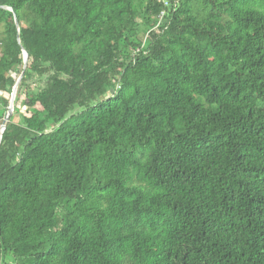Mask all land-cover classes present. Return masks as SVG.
Listing matches in <instances>:
<instances>
[{
	"label": "trees",
	"instance_id": "16d2710c",
	"mask_svg": "<svg viewBox=\"0 0 264 264\" xmlns=\"http://www.w3.org/2000/svg\"><path fill=\"white\" fill-rule=\"evenodd\" d=\"M0 23V124L24 71L0 264H264V0H0Z\"/></svg>",
	"mask_w": 264,
	"mask_h": 264
},
{
	"label": "water",
	"instance_id": "95a60500",
	"mask_svg": "<svg viewBox=\"0 0 264 264\" xmlns=\"http://www.w3.org/2000/svg\"><path fill=\"white\" fill-rule=\"evenodd\" d=\"M2 7L12 10L11 7H9V6L2 5ZM13 19H14L15 25L18 26V20H17V17L15 14H13ZM22 55H23V69H24L26 66L27 58H28V54H27L26 50L23 49ZM23 73H24V71L22 70L20 72L13 88H12V92H11V95L9 98V105H8V107L4 113V116H3L1 124H0V141H1L2 133L5 129L8 121H9L10 117L12 116V114L14 112V98H15V94H16V89H17V85H18L21 77L23 76Z\"/></svg>",
	"mask_w": 264,
	"mask_h": 264
},
{
	"label": "built area",
	"instance_id": "2783aa9c",
	"mask_svg": "<svg viewBox=\"0 0 264 264\" xmlns=\"http://www.w3.org/2000/svg\"><path fill=\"white\" fill-rule=\"evenodd\" d=\"M158 1H159V0H158ZM160 1H162L163 4H164L165 6L169 5V0H160ZM175 4H176V0H175ZM164 14H165V10L161 11V12L158 14V21H157V24H156L152 29H154L155 27H158V25H159L160 23H163V22H164V17H163ZM146 37H147V34L143 37V39H144L143 42H145Z\"/></svg>",
	"mask_w": 264,
	"mask_h": 264
},
{
	"label": "rangeland",
	"instance_id": "374dc122",
	"mask_svg": "<svg viewBox=\"0 0 264 264\" xmlns=\"http://www.w3.org/2000/svg\"><path fill=\"white\" fill-rule=\"evenodd\" d=\"M2 29H3V25L0 23V33H1V31H2ZM78 107H76V109H77ZM18 115L17 116H15V119H18Z\"/></svg>",
	"mask_w": 264,
	"mask_h": 264
}]
</instances>
